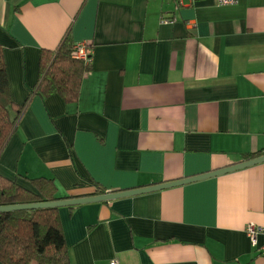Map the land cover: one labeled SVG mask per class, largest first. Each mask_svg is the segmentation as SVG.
<instances>
[{
    "label": "crops",
    "instance_id": "1",
    "mask_svg": "<svg viewBox=\"0 0 264 264\" xmlns=\"http://www.w3.org/2000/svg\"><path fill=\"white\" fill-rule=\"evenodd\" d=\"M65 38L92 44L69 103L35 92L40 51ZM0 45L23 106L0 174L31 190H128L264 148V0H0ZM58 209L71 264H264L245 232L264 223V161Z\"/></svg>",
    "mask_w": 264,
    "mask_h": 264
},
{
    "label": "trees",
    "instance_id": "2",
    "mask_svg": "<svg viewBox=\"0 0 264 264\" xmlns=\"http://www.w3.org/2000/svg\"><path fill=\"white\" fill-rule=\"evenodd\" d=\"M68 38L55 50L40 51L39 79L35 92L40 95L60 94L65 102L78 99L79 87L90 64L72 56ZM23 106L11 97L3 49L0 45V151L21 114ZM264 154V148L244 154L252 159ZM33 190L0 174V206L53 201L57 187L51 178L38 176L28 180ZM97 185V184H96ZM95 193H105L97 185ZM59 207L9 210L0 213L1 264H71L65 241Z\"/></svg>",
    "mask_w": 264,
    "mask_h": 264
},
{
    "label": "water",
    "instance_id": "3",
    "mask_svg": "<svg viewBox=\"0 0 264 264\" xmlns=\"http://www.w3.org/2000/svg\"><path fill=\"white\" fill-rule=\"evenodd\" d=\"M261 161H264V154L261 156L252 158V159H248V160L237 162L235 164H231V165L226 166L224 168L211 170V171H208V172H205L202 174H198L195 176L184 177V178H180L177 180H171V181L161 182V183H157V184H151V185L132 188V189H128V190L107 191L105 193L97 194V195L63 198V199H57V200H53V201L2 205V206H0V213L4 212V211H9V210L49 208V207H59V206H64V205L71 206V205L80 204V203L89 202V201H105V200H109V199H113V198H117V197H123V196L141 193V192H147V191L162 189V188H166V187H170V186L180 185L183 183H187V182L195 181V180L202 179L205 177L213 176V175H216V174H219L222 172H227L230 170H234L237 168L248 166V165L258 163Z\"/></svg>",
    "mask_w": 264,
    "mask_h": 264
},
{
    "label": "built area",
    "instance_id": "4",
    "mask_svg": "<svg viewBox=\"0 0 264 264\" xmlns=\"http://www.w3.org/2000/svg\"><path fill=\"white\" fill-rule=\"evenodd\" d=\"M237 0H216L219 6L233 5ZM162 22L169 23L170 20L166 18L161 19ZM92 55V44L90 41H82L75 43L72 47V56L83 60L85 63H89ZM245 232L253 246H255L259 253L264 255V223L254 224L250 222L245 227ZM258 236H262L261 243L258 242ZM109 264H117L116 260L110 261Z\"/></svg>",
    "mask_w": 264,
    "mask_h": 264
},
{
    "label": "bare ground",
    "instance_id": "5",
    "mask_svg": "<svg viewBox=\"0 0 264 264\" xmlns=\"http://www.w3.org/2000/svg\"><path fill=\"white\" fill-rule=\"evenodd\" d=\"M76 43H78V42H76ZM75 44V43H74ZM91 60H92V55H91ZM91 60H90V62L88 63V64H90L91 63ZM97 195V194H96ZM75 205H77V204H75ZM71 206H73V205H71ZM60 207V206H59Z\"/></svg>",
    "mask_w": 264,
    "mask_h": 264
}]
</instances>
